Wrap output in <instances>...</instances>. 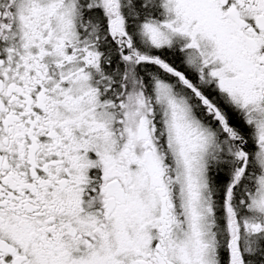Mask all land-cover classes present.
<instances>
[{"label": "snow or ice", "instance_id": "obj_1", "mask_svg": "<svg viewBox=\"0 0 264 264\" xmlns=\"http://www.w3.org/2000/svg\"><path fill=\"white\" fill-rule=\"evenodd\" d=\"M0 264H264V0H0Z\"/></svg>", "mask_w": 264, "mask_h": 264}]
</instances>
